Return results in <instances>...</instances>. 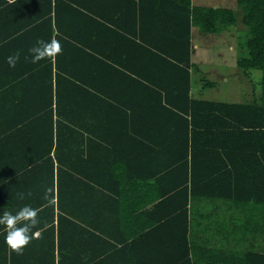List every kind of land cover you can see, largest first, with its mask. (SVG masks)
<instances>
[{
	"label": "trees",
	"instance_id": "trees-1",
	"mask_svg": "<svg viewBox=\"0 0 264 264\" xmlns=\"http://www.w3.org/2000/svg\"><path fill=\"white\" fill-rule=\"evenodd\" d=\"M235 3L245 26L236 65L261 71L260 93L245 102L191 92V30H231L232 8L192 0H0V52L39 39L63 47L33 64L37 92L18 106L33 110L0 141L9 143L0 147V215L30 205L41 209L33 231L44 229L16 255L0 226V264H264V244L254 243L264 212L253 219L260 228L246 210L244 239L234 244L206 241L201 224L212 201L264 209V0ZM128 183L134 194L155 187L149 200L158 197L171 213L151 219L150 233L119 239L114 230L125 235L132 216ZM162 226L168 241L149 242ZM136 238L145 244L136 246Z\"/></svg>",
	"mask_w": 264,
	"mask_h": 264
},
{
	"label": "crops",
	"instance_id": "crops-1",
	"mask_svg": "<svg viewBox=\"0 0 264 264\" xmlns=\"http://www.w3.org/2000/svg\"><path fill=\"white\" fill-rule=\"evenodd\" d=\"M32 46L34 45H14L13 47L6 48L0 52V141L5 139V137L7 136V134L3 133H10L16 130L13 124L14 121H18L19 117L23 116L26 113H30L31 110H33V105H31L30 103L27 105V107L18 108L24 94H27L28 96L26 100L30 101V98H32V96L35 97V94L37 92V88H35V86H31V84L34 83V78H29V71H31V67H33V63L30 62L31 57H29V60H25V56H29L28 50ZM193 51L194 49L192 50V52ZM17 52L20 54V60L15 68H11L6 63V58ZM45 79L46 78H44V80ZM42 84H40V86ZM10 88L12 89V91L10 90ZM29 94L32 96H30ZM6 145H9V143L5 141V144L2 143L0 147H4ZM0 151H2L1 148ZM165 159V155L162 154L159 158V161L164 162ZM1 172L2 171H0V173ZM164 187H166V185L164 183H161V185L159 186V190L161 188L163 190ZM157 195L158 191L152 185H147L145 188H141L140 191H136V193L134 194V189L131 188V185L128 183L129 198L127 209L128 212L132 211L131 214L134 217L129 215L128 220H124V226L126 229H128V231L124 230L125 235L119 229H117L116 231L115 227L116 225L118 226V224H115V227H111L115 229L114 233L115 235H117V237H119V239L123 238V236L126 235H128L129 238L130 235L132 236L134 234L135 237H137V235L144 233L145 231L150 233V229H153L152 227H154L156 223V221H153L151 219L155 218L159 214L161 215L163 213H166L167 215H169L171 213L168 212L170 208L169 205L161 200L160 202L158 197L152 200H149L148 198ZM209 204V207L203 208L204 211L211 212L212 216L206 218V220H210L209 222H205V220L201 224L206 229L203 238L206 241L209 240V242L212 244L214 243V240L218 244L227 243V239H230L231 244L240 241V239L243 238L241 235L243 229L241 228L245 226V218L247 216L246 210H254V213L249 220H252L260 227V225L258 224L260 220H258L259 222H256L253 219L257 220L256 216L260 217L259 215H256V211L264 212L263 208L227 207V204L224 205L223 201H212ZM249 213L250 212H248V214ZM173 226L174 223L172 224V227ZM200 232L202 233V231ZM169 235V227H157V231L149 234V242L161 243V241H168ZM136 239V241H138L135 242L136 246L145 244L144 242H142V240H139V238ZM254 243L264 244V229H262V231L257 234V238ZM139 248L142 249V246Z\"/></svg>",
	"mask_w": 264,
	"mask_h": 264
},
{
	"label": "rangeland",
	"instance_id": "rangeland-1",
	"mask_svg": "<svg viewBox=\"0 0 264 264\" xmlns=\"http://www.w3.org/2000/svg\"><path fill=\"white\" fill-rule=\"evenodd\" d=\"M192 3L232 8L237 15L236 26L231 30L218 34L203 33L197 27L191 30L194 49L191 53L193 98L223 102L250 100L253 94L260 93L258 82L261 71L256 69L242 71L236 65V36L239 30L243 29L245 33L241 10L237 8L235 0H192Z\"/></svg>",
	"mask_w": 264,
	"mask_h": 264
},
{
	"label": "clouds",
	"instance_id": "clouds-1",
	"mask_svg": "<svg viewBox=\"0 0 264 264\" xmlns=\"http://www.w3.org/2000/svg\"><path fill=\"white\" fill-rule=\"evenodd\" d=\"M59 35V33H57ZM29 56H25V60L35 64L45 59H55L58 55L63 53V47L60 40L56 38L50 41L39 39L36 44L29 48ZM20 60V54L14 53L6 58V63L11 68H15ZM18 198L23 200L24 193H18ZM31 195V193H28ZM47 194L45 199H47ZM41 209L33 208L30 205H25L17 210L15 213L11 211H4L0 215V226H3L6 231L5 242L9 249L16 255H23L24 249L32 242V240L42 237L43 228H38L35 232L34 228L40 224L39 212Z\"/></svg>",
	"mask_w": 264,
	"mask_h": 264
},
{
	"label": "water",
	"instance_id": "water-1",
	"mask_svg": "<svg viewBox=\"0 0 264 264\" xmlns=\"http://www.w3.org/2000/svg\"><path fill=\"white\" fill-rule=\"evenodd\" d=\"M193 50V48H191V51Z\"/></svg>",
	"mask_w": 264,
	"mask_h": 264
}]
</instances>
